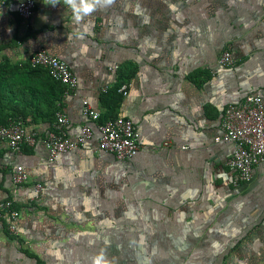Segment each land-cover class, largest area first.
Masks as SVG:
<instances>
[{
	"label": "crops",
	"instance_id": "0c3cea01",
	"mask_svg": "<svg viewBox=\"0 0 264 264\" xmlns=\"http://www.w3.org/2000/svg\"><path fill=\"white\" fill-rule=\"evenodd\" d=\"M174 1L175 9L165 11V1L114 0L80 24L62 0L55 7L36 0L27 21L12 5L0 12V123L21 118L40 134L52 127L44 101L53 95L50 81L20 65L45 49L78 80L76 94L56 102L68 117L69 137L87 122L82 99L100 118H130L140 133V148L127 160L98 151L96 131L52 162L40 143L16 153L0 142V201L11 199L19 213L16 236L0 219V264H48L54 241H71L69 232L79 225L73 204L81 200L87 214V206L103 207L123 191L159 229L173 228L178 215L185 229L190 222V229H209L215 239L222 232L224 244L242 251L232 252L233 260L264 264V167L235 186L226 165L234 146L214 140L227 104L248 94L264 104V0ZM227 46L234 64L218 68ZM122 81L129 86L125 96L114 90ZM17 164L28 174L20 188L10 178Z\"/></svg>",
	"mask_w": 264,
	"mask_h": 264
},
{
	"label": "built area",
	"instance_id": "2783aa9c",
	"mask_svg": "<svg viewBox=\"0 0 264 264\" xmlns=\"http://www.w3.org/2000/svg\"><path fill=\"white\" fill-rule=\"evenodd\" d=\"M8 5L14 6L18 16L27 21L35 12L36 0H0V12ZM233 64L234 58L227 46L217 58V67L226 68ZM20 65L44 69L54 81L62 84V98L77 92L78 80L69 65L45 49L32 52ZM117 68L115 64L109 70L116 71ZM128 88V84L123 82L117 92L125 96ZM81 113L87 122L80 126L75 138L68 136L66 128L69 120L59 108L55 112L52 127L44 134L28 128L26 121L21 118L0 124V142H4L16 153H20L24 147L40 143L47 152L48 161L52 162L61 154L83 147L96 131L98 151L110 153L118 160H127L137 154L140 133L130 118L117 115L102 121L100 113L92 108L87 99L81 101ZM214 140L232 143L234 146L226 161L232 172V183L236 186L249 182L253 178L254 168L257 165L264 167V104L261 96L248 94L239 102L227 104L220 120V134ZM10 178L13 186L20 188L28 179L26 168L21 164L12 166ZM35 189L40 192L42 184L37 183ZM18 214L11 199L0 201V219L7 223L9 232H16Z\"/></svg>",
	"mask_w": 264,
	"mask_h": 264
},
{
	"label": "rangeland",
	"instance_id": "374dc122",
	"mask_svg": "<svg viewBox=\"0 0 264 264\" xmlns=\"http://www.w3.org/2000/svg\"><path fill=\"white\" fill-rule=\"evenodd\" d=\"M159 1H165V11L175 9L170 6L174 0ZM122 195L107 200L103 207L85 206L87 214L81 211L84 207L81 200L80 205L73 204L74 208L79 209V212L75 211L79 225L69 232L71 241H54L53 248L45 255L48 264H91L92 257L101 249L112 264H256L253 261L248 263L244 258H238L239 262L233 260L232 252L242 251L240 248L234 251V247L224 244L222 232L215 239L216 235L211 238L209 229H190L189 221L194 222L195 226L198 223L194 217H187L191 220L187 219L189 223L186 229L181 223L177 225L178 215L170 223L173 228L166 224L159 229L145 209L136 206V200L128 197L124 191ZM10 233L16 236L18 231ZM239 235H235L234 241L239 239ZM27 245H30L29 240Z\"/></svg>",
	"mask_w": 264,
	"mask_h": 264
},
{
	"label": "clouds",
	"instance_id": "9594fccd",
	"mask_svg": "<svg viewBox=\"0 0 264 264\" xmlns=\"http://www.w3.org/2000/svg\"><path fill=\"white\" fill-rule=\"evenodd\" d=\"M60 3L61 0H48L47 4L55 7ZM62 3L70 10L73 23L80 24L98 10L111 6L114 0H62ZM91 264H112V262L101 249L92 257Z\"/></svg>",
	"mask_w": 264,
	"mask_h": 264
},
{
	"label": "trees",
	"instance_id": "16d2710c",
	"mask_svg": "<svg viewBox=\"0 0 264 264\" xmlns=\"http://www.w3.org/2000/svg\"><path fill=\"white\" fill-rule=\"evenodd\" d=\"M1 67H3V66H1ZM23 69H27V70H40L43 74H45L46 75V77H47V79L50 81V84H51V87H52V89H53V95H52V97H47L46 99L47 100H44L45 102H46V104H47V107H48V113H49V115H48V120L49 121H51V120H53L54 119V117H55V112L59 109V104H56V102H58V103H60V101H61V98H62V92H63V86H62V84L61 83H59V82H57V81H54L49 75H48V73L44 70V69H42V68H30V67H23ZM2 69H0V76H1V74H2ZM121 83H123V81L122 82H119V84H117V86L115 87V91L117 90V88H118V86L121 84ZM55 90H57L56 92H57V94L55 93ZM105 97H109V95L108 94H105V96L103 97V99H105ZM112 117V116H111ZM108 118V116L106 117V116H104L103 118H101V120L103 121V120H105V119H107ZM6 123V121H4V122H2V123H0V124H5ZM26 254H27V256L28 257H34L35 259H36V257L33 255V254H31V253H28V252H26ZM37 261H39L38 259H37Z\"/></svg>",
	"mask_w": 264,
	"mask_h": 264
}]
</instances>
